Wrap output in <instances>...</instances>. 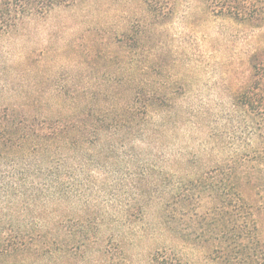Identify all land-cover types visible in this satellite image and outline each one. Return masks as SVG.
Wrapping results in <instances>:
<instances>
[{
    "label": "rangeland",
    "instance_id": "rangeland-1",
    "mask_svg": "<svg viewBox=\"0 0 264 264\" xmlns=\"http://www.w3.org/2000/svg\"><path fill=\"white\" fill-rule=\"evenodd\" d=\"M222 2L73 0L0 33V109L52 115L85 101L113 120L154 100L149 125L132 122L128 132L133 147L125 152L133 159L76 161L79 171L61 175L72 201L41 208L43 227L20 228L41 240L29 249L50 245L54 231L71 238L58 244L73 253L23 248L0 256V264H158L156 256L169 264H225L218 200L203 189L228 160H251L237 175L251 178L245 195L264 243V83L256 84L250 61L255 54L264 64V7L237 21L216 13ZM247 90L256 94L255 110L240 102ZM35 182L45 193L41 179ZM30 191L10 205L2 193L0 212L22 216L27 204L39 206ZM84 214L95 223L76 221ZM85 230L86 244L77 245L82 239L69 232Z\"/></svg>",
    "mask_w": 264,
    "mask_h": 264
},
{
    "label": "trees",
    "instance_id": "trees-1",
    "mask_svg": "<svg viewBox=\"0 0 264 264\" xmlns=\"http://www.w3.org/2000/svg\"><path fill=\"white\" fill-rule=\"evenodd\" d=\"M72 1L0 0V33L8 31L26 16L45 14L56 6L68 5ZM260 1L262 3H258ZM222 3L223 8L218 9L216 13H222L237 21H245L251 18L253 13L259 15V11L264 7V0H223ZM254 59L255 54H252L250 61L256 84L262 82L263 85L264 64ZM148 99L146 98L143 108L140 109L141 112L128 109L129 113H125L123 117L125 120L120 117V112H116L113 120L106 114V116L95 114L91 112L92 106L85 101L67 107L64 101H60L59 103H63L62 107L71 111L61 110L52 115L28 113L24 109H15V106L12 109L7 106L0 109V195L3 193L13 198L9 200L10 205L16 197H24L26 192L31 190L29 195L32 194L36 198L31 200L36 202L38 200L40 203L34 208L27 204L28 210L22 216L0 212V256L17 254L19 250L29 252L31 249L41 250V254L49 257L67 249L70 254L73 253L70 248H66L68 243L65 244V248L63 244H58V241L62 243L71 238L64 239L62 236L59 238L54 231L50 232V238L53 237L50 239L52 242L50 245L29 249L31 241L34 239L41 241L29 232L43 227L44 222H40L38 218L41 208L49 212V207L53 203L72 201L71 193H66L63 186L64 177L69 179L76 170L79 171V168H76V161L133 159L125 152L133 147L128 140V132L131 130L132 122L139 123L141 130L151 122L152 118L148 111L154 100L148 101ZM256 100V94L252 90H247L240 97V102L249 110L256 109ZM261 119L262 122L257 120L258 124L263 123V117ZM124 125L127 126L128 131L123 130ZM136 134L141 136L138 132ZM248 161L251 160H228L224 166L218 168L221 175L217 180L204 183L203 191L207 190L210 196L214 195L218 200L216 208L220 210L218 220L222 221L217 230L218 251H220L219 257L225 264H264V243L258 236L251 204L245 195L251 178L248 177V172L243 173L244 177L237 175L241 169L247 170ZM4 167L7 170L2 175L1 169ZM62 174L64 177L61 176ZM36 178L41 179L45 193L36 191L38 187ZM25 202L26 200L23 199L22 203ZM82 203L86 204V201ZM84 209L87 211V208ZM96 219L84 214L78 216L76 221L92 225L91 223H95ZM55 224L58 229V224ZM22 227H29V232H22L20 229ZM6 229H9L10 233H5ZM89 229L94 233L97 225ZM69 233L77 235V240L82 239L77 245L86 244L85 239L89 238L87 230L83 233H75V231ZM105 252L107 253L108 250ZM107 259L111 261L108 255ZM154 259L158 264H169L163 258L156 256ZM13 264H16V261ZM17 264L20 262L18 261Z\"/></svg>",
    "mask_w": 264,
    "mask_h": 264
}]
</instances>
